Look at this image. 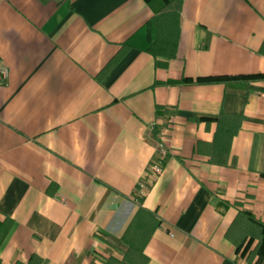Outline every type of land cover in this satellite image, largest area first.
<instances>
[{"label": "crops", "instance_id": "obj_1", "mask_svg": "<svg viewBox=\"0 0 264 264\" xmlns=\"http://www.w3.org/2000/svg\"><path fill=\"white\" fill-rule=\"evenodd\" d=\"M159 7L0 0V264H264V0Z\"/></svg>", "mask_w": 264, "mask_h": 264}, {"label": "trees", "instance_id": "obj_2", "mask_svg": "<svg viewBox=\"0 0 264 264\" xmlns=\"http://www.w3.org/2000/svg\"><path fill=\"white\" fill-rule=\"evenodd\" d=\"M147 4L153 5L154 2H158L160 5L159 13H179L181 9L182 0H144ZM131 46L124 44L121 50L115 55L108 64L101 70L100 76L105 75L113 65L120 59L122 54L130 49ZM248 80L264 79V75H254L244 77ZM232 80L230 77H209L199 78L197 83L203 85L211 84H224L227 81ZM240 121L241 118H236ZM227 238L230 239L236 246L237 252H240L241 256L247 253L246 260L251 261L255 257L264 259V224L257 221L252 215L246 212H239L235 220L233 221L229 231L227 232ZM255 243L251 248L252 243Z\"/></svg>", "mask_w": 264, "mask_h": 264}, {"label": "built area", "instance_id": "obj_3", "mask_svg": "<svg viewBox=\"0 0 264 264\" xmlns=\"http://www.w3.org/2000/svg\"><path fill=\"white\" fill-rule=\"evenodd\" d=\"M8 77V71L6 66L3 64V62L0 60V85L5 83V80ZM157 158L153 161L151 166L148 170V178L150 181H156L163 173V165L166 157V152L163 148V146L159 145L157 148ZM138 187L140 189H144V184L139 183Z\"/></svg>", "mask_w": 264, "mask_h": 264}]
</instances>
